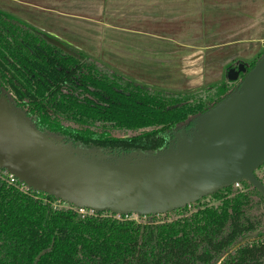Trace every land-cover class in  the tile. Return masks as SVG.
Segmentation results:
<instances>
[{
    "label": "trees",
    "instance_id": "1",
    "mask_svg": "<svg viewBox=\"0 0 264 264\" xmlns=\"http://www.w3.org/2000/svg\"><path fill=\"white\" fill-rule=\"evenodd\" d=\"M217 1L225 8L209 14L204 29L230 35L209 44L226 50L264 35L243 27L248 15L257 21L242 11L245 1ZM254 46L215 59L221 78L211 85L152 86L64 49L0 8V95L21 107L32 126L84 148L156 153L238 86L264 51ZM239 63L245 70L229 79L228 68ZM254 174L264 184V163ZM0 264H264V195L243 179L171 211H80L10 181L0 166Z\"/></svg>",
    "mask_w": 264,
    "mask_h": 264
},
{
    "label": "water",
    "instance_id": "2",
    "mask_svg": "<svg viewBox=\"0 0 264 264\" xmlns=\"http://www.w3.org/2000/svg\"><path fill=\"white\" fill-rule=\"evenodd\" d=\"M244 70L239 63L226 74L235 79ZM263 163L264 51L235 89L156 153L84 148L32 126L21 107L0 95V166L79 208L171 211L243 179L264 195L254 174Z\"/></svg>",
    "mask_w": 264,
    "mask_h": 264
},
{
    "label": "crops",
    "instance_id": "3",
    "mask_svg": "<svg viewBox=\"0 0 264 264\" xmlns=\"http://www.w3.org/2000/svg\"><path fill=\"white\" fill-rule=\"evenodd\" d=\"M222 4L217 0H30V7L22 5L30 8L32 25L38 32L66 50H81L110 66L115 56L137 54L130 51L128 45L131 43L118 40L119 33L136 41L141 39L145 27H152L150 24L166 27L174 23L178 30L190 29L204 24L215 9L225 8ZM184 23L196 26L182 27ZM262 39L264 35L259 40ZM120 41L127 48L124 49ZM177 43L181 52L177 64L180 79L188 89L198 88V85L193 87L194 75L186 72V62L197 55V49H191L186 40ZM205 53L206 50H202L198 58Z\"/></svg>",
    "mask_w": 264,
    "mask_h": 264
},
{
    "label": "rangeland",
    "instance_id": "4",
    "mask_svg": "<svg viewBox=\"0 0 264 264\" xmlns=\"http://www.w3.org/2000/svg\"><path fill=\"white\" fill-rule=\"evenodd\" d=\"M17 1L18 3H16L15 0H0V8L13 12L32 24L29 8L30 0ZM228 1L232 4L245 1V9L242 11L255 15L252 20L257 18V21H251L248 15V19L244 22L245 24L243 27L247 30L250 28H256L258 31H264V0H252V3L249 0ZM22 4L28 5L29 7L23 6ZM125 24L129 25L128 23ZM150 25H152V27H145V30H142L143 33L140 32V40L135 41L130 37H124L123 34L119 33L118 40L121 39L122 42L127 41L131 43L128 45L130 51L136 52L137 54H120L115 56L114 58H116V60L109 62V65L112 66V68L116 67L115 69L125 72V74L129 75L134 80L147 83L152 86L188 89L183 79H180L178 72L177 64L178 60H180L179 56L181 52L178 51L180 46L177 41L180 43L181 40H186L189 44H191V49H197V55L193 58H189L186 62V72L190 75H194L192 78L195 83L193 87L197 85L205 87L207 84L211 85L216 82V80L221 78V73H219L221 71V67L217 66L218 61L214 62V60H221L223 54H226L225 52L228 50L234 51L235 48H237L236 51L239 52L248 48L250 44L255 45L254 47L258 50L260 49L259 47H263L264 43L263 39L261 41L254 40L253 42L244 41L225 50V48H220L223 47L222 45L209 44L210 41L219 40L229 36V31L224 33V29L213 30V27L211 26L204 29V24H197V27H192L195 25L194 23L182 24V27H192L184 30H178V28L174 27V23H169L170 26L166 27L159 24ZM122 42V47L124 49L127 48V46ZM204 46L209 48H204ZM218 48L221 50H218ZM141 49L142 51H140ZM202 50H206V53L204 56L198 58V55L201 54ZM91 51H95V47L93 45L91 47ZM198 51H200V54ZM189 89L193 88L190 87Z\"/></svg>",
    "mask_w": 264,
    "mask_h": 264
},
{
    "label": "built area",
    "instance_id": "5",
    "mask_svg": "<svg viewBox=\"0 0 264 264\" xmlns=\"http://www.w3.org/2000/svg\"><path fill=\"white\" fill-rule=\"evenodd\" d=\"M263 47H264V43H263ZM8 178H9V180L10 181H15L16 179H17V177H15L12 173H10V172H8ZM237 183V182H236ZM23 184H25V183H23ZM79 208V207H78ZM84 209H86V208H79V210L80 211H83ZM89 210H91V209H89Z\"/></svg>",
    "mask_w": 264,
    "mask_h": 264
}]
</instances>
